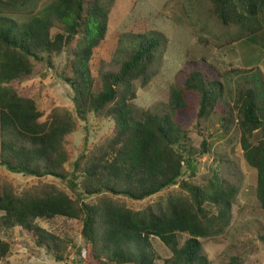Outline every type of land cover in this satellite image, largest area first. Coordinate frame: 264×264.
Here are the masks:
<instances>
[{
  "label": "trees",
  "instance_id": "trees-1",
  "mask_svg": "<svg viewBox=\"0 0 264 264\" xmlns=\"http://www.w3.org/2000/svg\"><path fill=\"white\" fill-rule=\"evenodd\" d=\"M114 1L54 0L29 19H14L5 14L9 8L20 11L38 1L0 0V165L13 173L68 180L73 191L82 189L74 197L45 182L19 193L4 182L3 226L20 227L58 262L74 241L40 221L64 217L81 223L86 264H156L154 238L172 252L163 264H211L200 239L225 232L239 188L216 172L200 185L182 178L187 171L194 175L195 165L189 130L178 114L190 108L189 98L196 100L194 128L202 137L198 155L209 153L212 135L207 122L220 113L223 84L195 68L172 88L167 112L139 109L134 102L136 82H149L159 47V39L152 37L138 41L118 71L100 72L102 88L96 92L90 61L93 49L106 37ZM209 1L221 25L239 27L234 41L264 40L257 36L264 31V0ZM58 55H64L65 63L57 75L71 87L78 117L85 120L91 112L114 122L112 135L102 145L82 151L74 160L68 138L78 127L77 117L64 107L45 114L34 96H21L15 88L34 79L44 65L54 69L52 60ZM256 69L259 84L242 81L234 107L241 147L247 163L257 170V197L264 208V72ZM222 119L228 133L232 120ZM175 185L185 192L144 208L130 207L125 200L144 201ZM91 197L96 200L88 201ZM184 233L188 238L181 244ZM258 240L264 248V235ZM10 250L11 244L0 238V262ZM227 264L246 261L233 255Z\"/></svg>",
  "mask_w": 264,
  "mask_h": 264
},
{
  "label": "rangeland",
  "instance_id": "rangeland-1",
  "mask_svg": "<svg viewBox=\"0 0 264 264\" xmlns=\"http://www.w3.org/2000/svg\"><path fill=\"white\" fill-rule=\"evenodd\" d=\"M37 1L20 8V11L9 8L5 14L14 19H18V16L29 19L34 11H39L54 0ZM238 32V26L224 27L220 24L209 0H115L110 8L106 37L93 49L90 61L95 91L98 92L102 88L100 72L118 71L121 62L138 41L152 37L159 39L156 59L149 71V82L146 85H142L141 80L136 82L137 98L134 102L139 109H150L161 114L168 111L174 85L195 68L205 69L223 84L224 93L218 109L220 113L207 122V131L212 135L209 153L198 155L202 137L194 128L196 100L189 98L190 108L178 114L179 121L189 130L195 165L194 175L187 171L182 178L200 185L216 172L220 178L239 188L231 222L225 232L216 237L200 239L203 254L211 264H227L233 255L243 256L246 264H264V248L258 240L259 234L264 235V208L257 197V170L245 159L234 107L242 81L254 80L259 84L256 68H264V31L257 35L263 40L261 42L257 38L234 41ZM52 62L54 69L44 65L34 79L19 82L15 88L21 96H34L45 114L56 107H64L77 117L78 127L68 138L74 160L82 151L89 152L102 145L112 135L114 122L91 112L86 114L85 120L79 118L71 87L57 75L65 63L64 55L55 56ZM261 92L264 95V87ZM224 116L232 120L228 133L222 129ZM4 182L12 184L19 193L45 182L57 185L74 197L82 191L81 187L73 191L68 180L13 173L0 165V184ZM182 192L185 191L175 185L144 201L125 200L130 207L140 209L159 198ZM87 200L94 202L96 197ZM3 216L4 212L0 210V238L11 244V250L0 264H86L81 223L78 221L64 217L40 221L56 233L68 234L74 241L75 246L69 247L65 259L58 262L52 252L38 247L20 227L5 228ZM187 238V234H181V244ZM153 244L159 256L156 264H163L164 259L172 256L170 249L158 238L153 239Z\"/></svg>",
  "mask_w": 264,
  "mask_h": 264
},
{
  "label": "crops",
  "instance_id": "crops-1",
  "mask_svg": "<svg viewBox=\"0 0 264 264\" xmlns=\"http://www.w3.org/2000/svg\"><path fill=\"white\" fill-rule=\"evenodd\" d=\"M259 63H260V61H259ZM260 65H262V64H260ZM263 69H264V68H263ZM263 69H262V70H263ZM263 71H264V70H263Z\"/></svg>",
  "mask_w": 264,
  "mask_h": 264
}]
</instances>
